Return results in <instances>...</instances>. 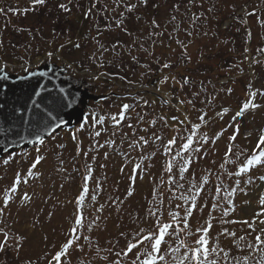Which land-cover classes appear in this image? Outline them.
I'll list each match as a JSON object with an SVG mask.
<instances>
[{"label":"snow or ice","instance_id":"obj_1","mask_svg":"<svg viewBox=\"0 0 264 264\" xmlns=\"http://www.w3.org/2000/svg\"><path fill=\"white\" fill-rule=\"evenodd\" d=\"M162 7L167 9L163 20L158 11ZM53 9V23L77 13L88 22V34L82 39L94 48L87 59L101 69L92 79L119 81L127 87L122 96L112 92L101 97V101L117 106L116 112L84 106L82 98L77 100L62 89L43 104L32 98L42 97L35 88L29 96L31 108L26 103L21 106L23 111L13 106L9 112L10 84L36 78L38 87L43 88L39 80L48 73L39 71V65L33 67L31 57L19 58L22 62L17 71L6 58V46L0 39V93L4 96L0 99V182L14 163L19 166L13 170L10 183H0V264H264V191L258 194L251 218L229 219L236 211L238 192L247 195V189L264 186V120L256 119L264 113V78L255 71L257 66L264 67V0H56L55 4L52 0H28L23 8L19 4L0 5V16L43 15ZM149 9L153 12L146 19ZM221 17H226L223 28L229 32L240 25L235 31L243 29L245 46L235 60L212 67L219 54L212 52L211 44L201 42L216 40L217 49L221 44L235 43L231 38H220L216 29L221 26ZM130 23L135 26L129 27ZM27 31L33 35L31 29ZM59 35L53 30L54 39ZM257 36L261 43L253 48ZM197 44L194 57L191 49ZM69 45L82 48L80 40L69 35L65 43L46 51L47 61L63 60L61 53ZM24 47L28 51L29 46ZM244 65L249 78L243 85V97L236 98L235 107L225 106V97H233L236 77L245 74ZM77 67L82 63L66 62L63 71L75 72ZM76 104L79 107H74ZM246 118H251L250 126L242 135ZM228 129L232 131L221 150ZM66 130L75 144V155L67 161L63 155L66 145L55 143L51 152L54 172L63 177L59 185L63 190L69 179H75L66 166L70 163L81 183L77 195L61 201L55 191L40 195L35 184L43 179L41 168L49 159L50 143L58 141ZM80 133H86L91 141L87 149L82 147ZM104 134L107 138L101 143ZM26 145H31L33 152L23 151ZM101 149H106L105 161L112 155L120 157L121 180L117 185L127 181L122 195L116 194L119 189L115 188L103 202L100 197L107 191V175H95ZM81 158L83 165L78 167ZM206 160L210 165L201 166ZM156 163L160 167L153 173L150 169ZM145 176L152 189L141 215L138 210L126 209L125 204ZM37 200L43 207L25 222L34 231L42 227V217L50 221L68 204L73 205V211L67 217L68 227L62 230L63 239L50 241L45 235L40 253L30 255V238L17 226L20 210L31 209ZM50 201L51 208L45 214ZM13 206L16 215L11 211ZM205 209L206 218L194 228V214L203 216ZM113 214L121 230L116 238L101 243L99 234L107 230ZM125 215L134 227L123 223ZM215 223L239 224L244 234L237 236L235 230L221 227L209 246ZM221 236L232 240V248L220 246ZM233 248L245 254H233Z\"/></svg>","mask_w":264,"mask_h":264},{"label":"rangeland","instance_id":"obj_2","mask_svg":"<svg viewBox=\"0 0 264 264\" xmlns=\"http://www.w3.org/2000/svg\"><path fill=\"white\" fill-rule=\"evenodd\" d=\"M28 0H0V5L3 6H15L16 4H19L21 8H23L27 4ZM159 11V18L163 20L166 18L167 9L162 7ZM151 12H153L152 9H149V14L145 15V18L148 19L151 15ZM50 14L44 13L43 15L40 14H33L29 13L27 17L24 16H16L9 14L8 17L0 16V39L4 41L5 49L4 52L6 54V58L10 60L11 64L14 65L17 69V71H20L19 65L22 62L19 58L23 57L25 59L31 57V62L33 67H36L39 65V71H45L48 68H51L55 71H58L62 76H65L69 78L75 85L84 87L83 93L86 94V97L83 99L84 106L91 105L92 107H95L97 111L100 112H116L118 111V107L113 105L111 101H101V97L108 96L109 93L114 92L117 96H122L125 93L123 92V88H126L127 85H122L119 81H105L101 79L100 81H95L92 79V74L96 73L98 71H101V69H89L86 71L85 63L83 61H87V57L91 55V52L94 48V45L89 44L86 39H82V33L84 31V28L87 26L88 22L84 21L79 14H76V20L70 17L71 19L67 21L66 23L63 21V19L58 20L59 24H61L60 27H55V23H53L54 18H49ZM75 17V15L73 16ZM226 17H223L221 19V22ZM79 22V23H78ZM78 26V28L74 31ZM253 27L255 28L254 21H253ZM237 28L236 25L232 28V33H236L235 29ZM17 29H25V31H18ZM27 29H31L33 32V35H29V32ZM36 29H40L39 33H36ZM220 29V30H219ZM223 29V28H222ZM221 28L216 29L218 32L222 30ZM53 30H55L56 33L60 34L56 39L53 38ZM225 31L222 30L223 33L222 36H220L221 39L228 38V33L225 34ZM64 33H68V35H65ZM69 35L73 40L79 39L82 46L86 45V48L83 50L82 48L77 50L71 47V45L68 46V50L61 53L63 56V60H55L53 62H48L46 58V51L51 50L52 48L56 47L59 43H65V41L68 39ZM221 35V34H220ZM51 41V43H49ZM240 42V37H237V41L234 44H237ZM45 44V50L44 52L36 53L34 49H36V46L38 44ZM201 43L203 44H216L218 43L216 40L214 41H208L204 40ZM261 43L258 36L252 41V47L254 48L256 44ZM12 45H15V47H11ZM89 45H91L89 47ZM24 46H29L28 51H25ZM175 46V45H173ZM200 45H194L191 49L194 57L196 54V49ZM231 48V44L228 46L220 45L219 49L215 48L217 53L219 54L218 59L212 61V67H215L217 64H219V60L225 59V61L231 62L235 59L228 58L229 55H231V51L228 49ZM68 57L72 61L79 60L76 64H83L85 68L77 67L76 71L73 72L71 70L65 72L63 71L64 63L70 62L68 61ZM107 58V57H106ZM228 58V59H227ZM45 63L48 64V67H45ZM201 67H205V65H201ZM245 67V74L243 76L236 77L237 83L233 85L235 91L233 94V97H225L223 103L225 106H232L235 107L236 98H242L243 97V85L249 78V69L247 65H244ZM256 74L258 77L264 78V69L260 66H257L255 68ZM23 73L21 72V75ZM221 77L225 76V73H218ZM95 98V99H93ZM128 102V101H125ZM117 104L119 101L116 102ZM77 107L79 105L77 104ZM257 122H260L264 120V113L258 114ZM250 120L251 118H246L244 121V128H242V132L244 129H248L250 126ZM74 126V125H73ZM111 129H109V132ZM231 129H228L224 133V138H222L221 141V150H223L224 146V140H226V137L231 134ZM243 135V134H242ZM107 138V134H104L101 136L100 141L103 143L104 139ZM80 139L82 141V147L87 149L89 144L91 143L89 137L86 133H80ZM63 143L66 145L65 149L63 150V155L66 158L67 161H71V157L75 155V144L72 142L68 131H64L61 133V138H58V141L51 142L49 145V151L46 153L49 156V159L47 162L43 163V167L41 168V171L44 173L43 179L40 182H36L35 188L40 195H43L45 192L48 191H55L56 196L59 197L61 201H65V199H72L75 195H77L79 191V185L81 183L80 176L77 173L72 172L71 164L69 163L66 165L68 167V172L71 174V176H74L75 179H69L68 182L65 183L63 190L60 189L59 185L63 181V177L57 175L54 172V164H55V158L52 156V146L55 143ZM243 142V141H242ZM106 149H101L100 154L97 156V159L95 161V175L97 177H102L105 174L107 175V182L105 183L104 187L107 189L105 193H102L100 199L101 202H103L104 198L114 191L115 188L119 189V192L116 193L118 195H122L124 193L125 188L127 187V181L124 180L121 183L117 185V181L121 180V174L119 171L120 168V157L112 155L109 157L107 161L103 158V152ZM19 151V150H18ZM23 151L27 152H33L32 146L24 147ZM55 151H59V149H55ZM91 153L89 154V158H91ZM159 157H157V160ZM30 162V159H29ZM101 163H104L107 165L106 168L101 169L99 165ZM83 165V158H81L77 166L82 167ZM200 165L203 167H207L210 165V160L201 161ZM28 164H24V168H27ZM18 165L15 163L11 166L10 170L8 171L7 178L0 182V183H10L13 175V170H15ZM160 164L156 163L155 166L150 169L153 173H156L159 169ZM3 169L0 168V172H2ZM226 183H230V181H226ZM43 184V187L41 185ZM243 187V185H241ZM152 189V182L151 180L145 176L144 179L139 180L137 182V188L134 197L129 198L128 202L125 204V208L129 211L132 210H138L141 215L144 213V209L147 206V201L145 200V197L150 198V193ZM31 191V189H28ZM264 191V186H257L255 189H247L248 194L244 195L243 193H237L235 196V204H236V211L232 214V216L229 217V219L235 218V219H245V218H251L254 211H256L257 208V198L258 194ZM250 201V205H246L244 202ZM52 201L49 202V205L45 208V214L48 211V209L51 208ZM39 207H43V204L40 200H37L35 205L31 207V209H21L19 212V218H20V225L17 227L20 231L26 232L30 238V244L28 247V254H39L43 244L42 239L43 236L47 235L49 237L50 241H56L59 242L63 239L62 230L66 229L68 227V221L67 217L68 215L73 211V205L68 204L64 208L58 209L55 214L53 215L52 219L49 221L45 217H42L44 220V223L41 228L37 230H33L28 223H25L26 221L30 222L32 212L38 209ZM13 215L17 214L16 206H13L11 209ZM207 209H205L204 215L201 216L200 213H195L192 224L195 228L197 222H202L204 218L207 216ZM107 215V213H105ZM165 216H167V213L165 212ZM123 223L134 227V225H131L129 222V217L127 215L124 216ZM117 224V217L115 214H113L109 220L107 221L106 228L107 230L103 233H100L101 243L106 241L109 238H116L118 236L119 231L121 230L116 226ZM144 227H148L147 224L143 225ZM221 227H228L231 230H235L237 233V236L243 235L244 232L241 231L242 226L239 224L235 225H220L218 223L214 224V228L210 232V241L209 246L212 245L214 242V239L217 235V233L220 231ZM220 246L224 248H232V240L231 239H225L223 236L220 237ZM233 254H239L243 255L245 253H237L236 250L233 248Z\"/></svg>","mask_w":264,"mask_h":264},{"label":"water","instance_id":"obj_3","mask_svg":"<svg viewBox=\"0 0 264 264\" xmlns=\"http://www.w3.org/2000/svg\"><path fill=\"white\" fill-rule=\"evenodd\" d=\"M42 72L48 73V75L39 80V84L43 85V88L38 87V81L36 78H33L30 81H14L10 84L12 90L7 96L9 112H11L13 106L23 111L21 106L26 103L29 108H31L29 96H32L34 88L42 92V97L32 96V98L42 100L43 104L49 103L48 96L57 95L58 90L61 89L70 96L76 97L77 100L81 98L84 99L86 97V94H84L82 90L84 87L75 85L71 80H69V78L62 76L58 71L48 68ZM0 99H4L2 93H0ZM74 107H77V104L74 105ZM0 120H2V117H0ZM28 146L30 145H26L25 147Z\"/></svg>","mask_w":264,"mask_h":264},{"label":"trees","instance_id":"obj_4","mask_svg":"<svg viewBox=\"0 0 264 264\" xmlns=\"http://www.w3.org/2000/svg\"><path fill=\"white\" fill-rule=\"evenodd\" d=\"M55 2H56V0H52V3L53 4H55ZM47 13V12H46ZM48 14H50V16H49V18H56V11H55V9H53V11L51 12V13H48ZM147 14H149V10L147 11V13L145 14V15H147ZM151 14H152V12H151ZM74 15H72V18H74V20H76V14H75V17H73ZM223 17H221L220 18V27L219 28H223V22H224V20L221 22V19H222ZM61 19H63V21L66 23L67 21H69L71 18L69 17V18H67V19H65L64 17H60L58 20H61ZM58 20H57V22L55 23V27H60L61 26V24H59V22H58ZM79 23V22H78ZM135 25L133 24V23H130L129 24V27H134ZM237 26V28L238 27H240V25H236ZM78 28V26L75 28V29H73L74 31L76 30ZM220 30V29H219ZM222 30H225L224 28L222 29ZM221 30V31H222ZM221 31H219V35L220 36H222V32ZM229 31H225V34L226 33H228ZM87 34H88V24H87V26L84 28V31H83V33H82V36L83 37H86L87 36ZM228 38H231V39H233L235 42L237 41V37H240V42H238L237 44H231V48H233L234 49V51H231L230 53H231V55H229V59L230 58H233V59H235V58H237L238 57V55H239V53H241L242 51H243V48H244V37H243V29H241V32L240 33H232V31L231 32H229V34H228V36H227ZM112 38H114V36H109L108 37V39H112ZM122 39H127L126 37H121ZM87 41V40H86ZM213 41V43H214V41L215 40H212ZM213 47H212V52L213 53H217V51H216V47H215V45L214 44H211ZM91 45H89V47H90ZM39 49L40 50V52H44V50H45V44L43 43V44H38L37 46H36V49ZM86 48V45H84V46H82V49L84 50ZM159 51V50H158ZM227 58V59H228ZM68 61H70V62H73L69 57H68ZM79 60H77L76 61V63L78 62ZM225 61V59H223V60H219L218 62H219V64L220 63H222V62H224ZM82 62H84L85 63V66H86V68H88V69H93V68H96L97 69V67H96V65H94V64H92V62L91 61H89V60H87V61H83L82 60ZM84 63L82 64V67L81 68H85L84 67ZM78 65V64H77ZM263 69H264V67H262ZM105 70H110V69H105ZM146 83H148V81H145Z\"/></svg>","mask_w":264,"mask_h":264}]
</instances>
